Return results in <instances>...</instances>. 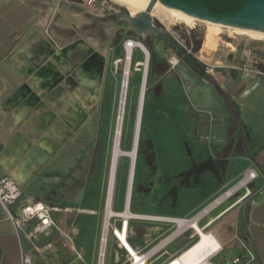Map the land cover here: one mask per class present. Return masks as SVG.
Segmentation results:
<instances>
[{"label":"crops","instance_id":"0c3cea01","mask_svg":"<svg viewBox=\"0 0 264 264\" xmlns=\"http://www.w3.org/2000/svg\"><path fill=\"white\" fill-rule=\"evenodd\" d=\"M73 9L81 10L68 6L55 8L45 0H0V175L9 176L21 189V197L13 209L42 202L87 210L51 214L53 221L70 234L81 259L50 229L41 240L42 254L32 253L30 264H84L88 256L85 243L89 240L97 243L100 232L103 172L100 168L90 171L87 166L88 141L104 140L98 133L88 137L89 126L96 121L88 116V109L97 107L95 94L99 88L95 86L90 95L84 82L67 83L64 75L67 57L59 65L53 60L54 54L63 48L55 50V32L69 29L63 13ZM211 51L201 57L208 60L206 55ZM180 60L174 66L154 65L153 70L161 78L174 74L181 91L191 95L194 114L190 129L179 130L198 154L191 163L210 158L211 167L196 183L200 186L212 183L193 201L176 209V213H147L190 216L245 168L253 167L258 173L252 183L253 195L222 214L224 206L213 210L207 218L212 222L206 230L221 245L211 258L213 264H264V77L224 68L209 71L210 81ZM86 70L83 76L92 77V68L88 74ZM156 89L158 94H164L169 88ZM220 90L228 96L230 104ZM217 100L227 114L225 117L214 111ZM145 173L142 179L147 180ZM134 176L135 162L132 183ZM132 185L128 205L125 206L126 180L123 200L114 203L115 210L126 207L132 212ZM110 209L113 212L111 201ZM207 220H201L200 224ZM135 225L129 235L133 245L143 246L157 237L158 227H146L142 239L133 240ZM110 242L113 245L110 264H118L122 252ZM95 254L90 255L86 264L95 263ZM168 257L165 254L156 263ZM0 264H22L19 241L1 207Z\"/></svg>","mask_w":264,"mask_h":264},{"label":"rangeland","instance_id":"374dc122","mask_svg":"<svg viewBox=\"0 0 264 264\" xmlns=\"http://www.w3.org/2000/svg\"><path fill=\"white\" fill-rule=\"evenodd\" d=\"M54 7L58 8L60 6L56 7L54 5ZM122 9H124L123 6L112 2V10L104 16H91L79 9L63 13L65 17L67 16L64 21L69 29H60L55 32V50L57 51L59 47H63L62 50L69 48L66 55H61L62 62L63 57H68L72 52L71 59L67 60L66 74H64L67 79L70 77L74 79L75 66L84 57L82 64L79 66L81 69L86 64L87 66L95 65L93 56L95 53L103 58L98 83L99 91L95 94L98 104L96 108L88 109V116H92L96 120L93 125L89 126L88 137L89 135L93 137L94 134L98 133L100 136H104V140L102 142L95 139L88 141V153L90 154L87 156L88 170L94 171L100 168L103 172L101 179L104 187L102 216L106 205L105 199L108 191V172L114 133L118 125V105L126 49L125 43L130 39L136 40L147 50L145 93L142 99V113L135 154L131 211L134 213H176V209L181 208L188 201H193L198 194L212 183V181H208L201 184V186L196 183V180H201V175L207 174L208 169L211 167L210 158L204 157L198 162L191 163L192 160L195 161L198 158V154L194 150L195 147L192 148L189 145L188 139L183 138L179 130V128L190 129V120L194 114L191 95L184 94L181 91L174 74L170 73L168 76L161 78L153 70L154 65L161 64V68L171 65L169 60L173 56L181 62L179 56L159 39L149 37L143 42L135 34L127 31L126 22L116 15V11ZM152 18L155 25L170 33L186 49L191 50L192 46L187 44V37L190 32L194 33L195 39L200 38L199 49L192 52L201 66L208 67L210 71L225 68L242 73L244 67L248 70L264 68V39L262 38L255 39L242 34L231 33L225 28L212 27L202 22H196L191 27L174 22L165 27L159 20ZM206 51L211 52L206 55L208 60L205 61L201 56ZM58 52L53 56V60L57 65H59L56 61ZM118 59L121 61H117ZM144 60V52L140 48L134 47L130 60L132 69L129 78L128 96L120 123L119 148L124 153L131 149ZM136 63H139V65L135 66ZM61 79H63V76H61ZM159 86L169 89L164 94H158L156 87ZM213 105L218 116L225 117L227 115L218 100ZM179 122L181 124H178ZM129 163L130 157L128 155H120L116 163L111 200V208L116 212L123 210H115L114 203H120L123 200ZM145 171L147 180L142 179ZM181 171H183L182 174ZM47 206L64 207L49 204ZM55 225L51 229L56 232L58 240L62 243L64 241L63 233L68 232L61 224L55 222ZM145 228L146 226L141 223L133 226V240L142 239ZM190 232L189 230L186 231L167 245L165 248L166 256L175 255L183 243L187 242ZM43 236L44 234L39 237V245H42ZM85 244L88 252V256L85 257L87 263L90 255L96 253L97 243L93 244L89 240ZM112 250L113 245L110 242L105 264H110Z\"/></svg>","mask_w":264,"mask_h":264},{"label":"built area","instance_id":"2783aa9c","mask_svg":"<svg viewBox=\"0 0 264 264\" xmlns=\"http://www.w3.org/2000/svg\"><path fill=\"white\" fill-rule=\"evenodd\" d=\"M56 7L68 6L80 8L83 12L91 16H104L112 10L111 0H45ZM128 44L126 41L125 45ZM184 47V46H183ZM185 51L191 54L190 49ZM147 51V50H146ZM195 57V55L193 54ZM172 57L169 63L174 66ZM118 61H121L118 59ZM204 68V67H203ZM249 71L259 77H264V68H256ZM205 74L210 70L204 68ZM257 171L253 167L245 168L234 180L220 188L213 196L205 201L194 213L187 217H173L159 214L116 212L110 215L103 212L99 237L97 240V250L94 264H105L107 248L110 241H113L116 248L122 252L118 264H213L212 256L201 259L195 263H186L180 259L178 254L199 237V230L209 233L206 230L212 219L207 220L210 213L222 206L224 209L220 214L238 206L253 195L252 183L257 178ZM21 197V189L7 175H0V207L4 211L7 220L10 222L14 234L19 241L22 264L31 263V254L41 255L43 247L38 244L39 237L46 234L52 227L56 226L51 214L52 212L64 213H84L87 210L70 206L49 207L42 202H33L13 209ZM206 219L204 225L201 220ZM144 224L146 227H158L157 237L146 242L143 246H135L130 242L129 235L133 224ZM191 231L187 242L183 248L175 255L169 256L162 262L157 260L166 254L167 245L175 241L186 231ZM64 244L70 248L76 258L81 259L80 253L75 249L72 237L68 233H63ZM253 258V257H252ZM234 261H237L234 260Z\"/></svg>","mask_w":264,"mask_h":264},{"label":"bare ground","instance_id":"6f19581e","mask_svg":"<svg viewBox=\"0 0 264 264\" xmlns=\"http://www.w3.org/2000/svg\"><path fill=\"white\" fill-rule=\"evenodd\" d=\"M111 1L123 6L125 9H127L129 11L130 16H133L134 14L142 12L145 9V7L147 6L149 0H111ZM150 15L152 17L156 18L157 20H159V22L161 24H163L165 27H167V25L169 23H174V22L183 23L188 27L193 26V24L196 22H202V23L208 24L212 27H221L222 29L225 28L228 32H231V33L234 32V33L242 34V35H245V36H248L251 38H255V39L256 38L257 39H261V38L264 39L263 33H260L257 31H252V30H247V29H241V28H237V27H233V26H229V25H224V24H220V23L209 22L206 20H201V19H198L196 17L181 13L178 10L166 7L163 4H161L159 1H156L155 4L153 5V7L150 11ZM206 43H205V45H206ZM134 47H138L144 52L145 60L142 63L143 68H142V76H141L140 88H139V94H138L137 112H136L133 142H132L131 149L127 153H124L119 148L120 123L122 120V114L124 111L125 102H126V99L128 96L127 94H128V89H129V78H130V73H131V69H132L130 60H131V53H132V50ZM125 48H126L125 49V55H124V59H123L124 66H123V71H122L121 90H120V97H119L120 99H119V105H118V119H117L118 125H117V128H116L115 133H114L113 150H112V154H111L110 167H109V181H108L109 184H108L107 196L105 199L106 200V205H105L106 215H110L112 213V211L110 209V201H111V194H112V189H113V181H114L116 163H117L118 157L120 155H128L130 157V167H129L126 196H125V206L128 205V200L130 198V189H131V185H132V176H133V171H134V162H135V156H136L135 154H136L137 139H138V127H139L138 125H139L140 118H141L140 116L142 113L141 112L142 99H143V96L145 93L147 51L141 43L136 42V40H132V39L128 40V44L125 45ZM68 50H69V48H64L63 50L61 49L58 52V54L56 56V61L58 64L62 63L61 55H63V54L66 55L68 53ZM93 56L95 59V65H93V66L88 65L87 66V64H86L84 66V68H82V69L79 68L75 74L78 82H82V83L84 82L85 84H87V88L89 90L90 95L93 93L95 86L97 87V85L99 83L100 75H101L100 69H101L102 63H103L102 56H100V55L98 56V54H96V53ZM202 56H204V55H202ZM172 63L176 64L175 58L172 59ZM138 65H139V63L135 64V66H138ZM90 67L93 70L92 77H90V75H89L87 78H85L83 76V73H85V69L90 70ZM85 113H86V111H85ZM69 120H71V119H69ZM20 181H22V180L20 179ZM127 211L128 210L125 207L123 212H127ZM220 248H221V245H220L219 241L213 235H210L209 233H205V232L199 230V237L194 242H192L189 246H187L184 250H182L178 254V256H180V259L185 261L186 263H195L201 259L207 258L209 256H213Z\"/></svg>","mask_w":264,"mask_h":264},{"label":"water","instance_id":"95a60500","mask_svg":"<svg viewBox=\"0 0 264 264\" xmlns=\"http://www.w3.org/2000/svg\"><path fill=\"white\" fill-rule=\"evenodd\" d=\"M156 1L201 20L264 34V0H149L145 9L133 16H130L129 11L125 8L117 12L120 19L126 22L127 31L139 38L151 36L159 39L169 46L180 59L184 60L191 69L195 68L192 56L170 33L153 23L150 11ZM204 73V68L199 67L198 74L204 75Z\"/></svg>","mask_w":264,"mask_h":264},{"label":"flooded vegetation","instance_id":"af4514ba","mask_svg":"<svg viewBox=\"0 0 264 264\" xmlns=\"http://www.w3.org/2000/svg\"><path fill=\"white\" fill-rule=\"evenodd\" d=\"M117 12L118 11H116V15H117ZM118 16V15H117ZM138 37V36H137ZM149 37H151V36H145V37H143V38H139V39H144V40H146V39H148ZM68 44H71V43H68ZM68 44H66V45H68ZM65 45V46H66ZM64 46V47H65ZM74 49H77V48H74ZM73 49V50H74ZM72 50V51H73ZM72 53V52H71ZM71 53L69 54V56L67 57V60H70L71 59ZM191 56H192V59L195 61V68L194 69H192L195 73H198V70H199V67H202L201 66V64L197 61V59H196V57H194L193 56V52L191 51V54H190ZM85 58V57H84ZM83 58V59H84ZM83 59L81 60V61H79L78 63H77V65L75 66V69H74V72H73V78L74 79H71V77L70 78H68L67 79V83H69V84H71V85H75V84H77L78 83V81H77V79H76V76H75V72H76V69L82 64V62H83ZM187 64V63H186ZM190 67V66H189ZM80 68V67H79ZM203 68V67H202ZM205 74V73H204Z\"/></svg>","mask_w":264,"mask_h":264},{"label":"trees","instance_id":"16d2710c","mask_svg":"<svg viewBox=\"0 0 264 264\" xmlns=\"http://www.w3.org/2000/svg\"><path fill=\"white\" fill-rule=\"evenodd\" d=\"M187 44H188V45H192V46H191V50H192L193 52H195V51H197V50L199 49V47H200L201 39H200V38H199V39H195V35H194V33H193V32H190V35L187 37ZM205 75H206V77H208V78L210 79V81L212 80V79L208 76V74H205ZM220 92L222 93V96L224 97L225 101H226L228 104H230V101H229L228 96H227L222 90H220Z\"/></svg>","mask_w":264,"mask_h":264}]
</instances>
